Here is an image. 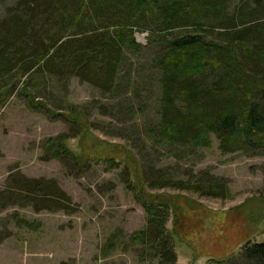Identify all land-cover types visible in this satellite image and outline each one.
<instances>
[{
	"label": "rangeland",
	"instance_id": "rangeland-1",
	"mask_svg": "<svg viewBox=\"0 0 264 264\" xmlns=\"http://www.w3.org/2000/svg\"><path fill=\"white\" fill-rule=\"evenodd\" d=\"M20 2L0 0V21L22 13ZM133 30L140 51L123 53L110 93L69 74H23L29 54L0 73V264H156L152 245H133L131 236L146 229L144 205L159 195L171 203L165 227L177 234L175 264L231 263L246 243L263 241L264 154L223 153L213 134L194 153L140 138L156 122L152 66L162 48L149 44L148 30ZM148 161L171 178L217 177L228 195L142 189ZM26 180L54 181L70 204L49 194L50 209L37 208Z\"/></svg>",
	"mask_w": 264,
	"mask_h": 264
},
{
	"label": "trees",
	"instance_id": "trees-1",
	"mask_svg": "<svg viewBox=\"0 0 264 264\" xmlns=\"http://www.w3.org/2000/svg\"><path fill=\"white\" fill-rule=\"evenodd\" d=\"M239 1L229 10L230 0H21L22 13L0 21V73L29 54L23 74L34 69L33 74L57 80L69 74L110 93L123 53L140 51L133 29L148 30L149 44L162 48L152 66L159 96L156 122L146 125L140 138L194 153L207 147L213 134L223 153L264 154V0ZM147 165L140 172L142 189L171 186L214 198L228 195L217 177L186 181ZM42 181L22 186L36 197L37 208L50 209L49 194L70 202L54 181ZM39 188L42 198L36 196ZM151 200L144 205L147 227L131 242L152 245L156 264H175L177 234L165 227L171 203L162 195ZM238 255L239 260L216 264H264V239L246 243Z\"/></svg>",
	"mask_w": 264,
	"mask_h": 264
}]
</instances>
